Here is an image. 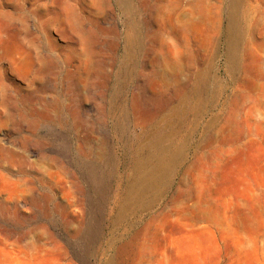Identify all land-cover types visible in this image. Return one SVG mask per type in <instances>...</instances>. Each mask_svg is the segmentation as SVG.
<instances>
[{"label":"rangeland","instance_id":"rangeland-1","mask_svg":"<svg viewBox=\"0 0 264 264\" xmlns=\"http://www.w3.org/2000/svg\"><path fill=\"white\" fill-rule=\"evenodd\" d=\"M0 264H264V0H0Z\"/></svg>","mask_w":264,"mask_h":264},{"label":"bare ground","instance_id":"bare-ground-1","mask_svg":"<svg viewBox=\"0 0 264 264\" xmlns=\"http://www.w3.org/2000/svg\"><path fill=\"white\" fill-rule=\"evenodd\" d=\"M167 116L162 118L159 126H162L163 124L164 126H169V117ZM144 154L146 155L143 164L144 171L137 176V186L139 190L150 188L157 182V173L160 172V175L163 176L175 163L173 161L174 154L171 149V142L167 147H164L163 141L153 147H147L146 150H144Z\"/></svg>","mask_w":264,"mask_h":264}]
</instances>
